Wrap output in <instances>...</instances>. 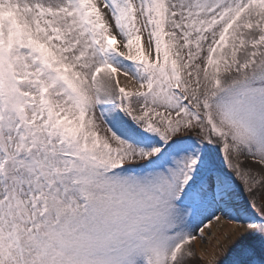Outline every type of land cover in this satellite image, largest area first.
<instances>
[{"label": "snow or ice", "instance_id": "1", "mask_svg": "<svg viewBox=\"0 0 264 264\" xmlns=\"http://www.w3.org/2000/svg\"><path fill=\"white\" fill-rule=\"evenodd\" d=\"M196 258L264 264V0H0V264Z\"/></svg>", "mask_w": 264, "mask_h": 264}, {"label": "bare ground", "instance_id": "2", "mask_svg": "<svg viewBox=\"0 0 264 264\" xmlns=\"http://www.w3.org/2000/svg\"><path fill=\"white\" fill-rule=\"evenodd\" d=\"M121 80L123 81V78H121ZM230 228H231V226L228 225L223 220L219 224H217L215 221H213V226L211 227L210 231H206L205 234H204L207 237V239L211 241V244H208V243H204V244L197 243L195 245L197 253H199L202 249H205V248L209 252H211L212 251V245H215L216 242H217L215 239H212V237L213 236H217L218 238L222 239L223 238L222 234L224 232H229Z\"/></svg>", "mask_w": 264, "mask_h": 264}, {"label": "rangeland", "instance_id": "3", "mask_svg": "<svg viewBox=\"0 0 264 264\" xmlns=\"http://www.w3.org/2000/svg\"><path fill=\"white\" fill-rule=\"evenodd\" d=\"M197 255H199V253H197ZM189 264H206V261L196 258V259H193V260L189 261Z\"/></svg>", "mask_w": 264, "mask_h": 264}]
</instances>
